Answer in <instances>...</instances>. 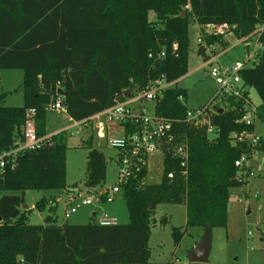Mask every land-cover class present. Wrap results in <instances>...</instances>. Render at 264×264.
<instances>
[{"label": "trees", "instance_id": "trees-1", "mask_svg": "<svg viewBox=\"0 0 264 264\" xmlns=\"http://www.w3.org/2000/svg\"><path fill=\"white\" fill-rule=\"evenodd\" d=\"M206 25L235 27L237 40L262 29L255 63L241 69L239 76L256 92L257 119L264 125V0H0V69L24 74V105H0V153L20 138L29 109L36 111L37 136L44 137L46 108L57 100L78 122L124 99L125 91L141 92L160 77L176 85L188 72L190 28L197 26L203 32ZM222 38L203 37L205 45L224 51L227 43ZM186 97V91L176 86L165 90L155 103V113L184 120L189 109ZM241 115L231 109L215 114L218 133L212 142L204 130L176 124L173 134L188 147L186 177L179 162L166 154L159 184L143 183L146 168L137 180L122 184L119 196L126 202L127 225H57L54 209L45 200L37 209L43 212L49 206L50 215L43 225H29L22 196H2L0 264H149L153 203L183 205L184 231L226 228L229 191L246 185L236 181L239 171L234 163L248 152L245 144L232 146L230 138L255 132L254 124L237 122ZM67 138L65 132L57 133L49 145L19 156L16 169L0 176V192L63 193L77 188L64 186ZM87 143L83 187L94 188L105 181V157L90 146L91 137ZM254 150L264 154V140ZM171 172L172 181L167 179ZM166 223L160 220L161 225ZM183 235L172 228L175 246Z\"/></svg>", "mask_w": 264, "mask_h": 264}, {"label": "rangeland", "instance_id": "rangeland-1", "mask_svg": "<svg viewBox=\"0 0 264 264\" xmlns=\"http://www.w3.org/2000/svg\"><path fill=\"white\" fill-rule=\"evenodd\" d=\"M153 20L152 14H149ZM202 34L197 26L190 28V53L188 58V72L178 80L175 85L186 91L188 108H199L211 102L217 90L214 79L209 76L208 67L204 66L205 58L198 57L196 40ZM222 38L226 43V50L217 52L220 57L217 63L222 67H229L235 62L245 63L248 59L245 46L249 44V57L256 44V37L249 39L248 43L241 44L233 34ZM223 52V53H222ZM221 53V54H220ZM209 56V55H208ZM24 74L20 70L0 69V105L3 107H22L24 95L21 90ZM174 86V87H175ZM254 107L260 105V100L253 89H248ZM96 124V121H93ZM255 133L264 137V125L258 120L255 124ZM70 123L63 114L50 112L47 116V129L51 133H67L65 151L64 186L67 188L83 186L86 182V163L88 155L87 134L69 136L75 130L68 129ZM97 130L92 134L91 147L98 149L105 157V188H112L118 183L119 167L116 163L117 151L108 147L105 141L97 137ZM264 154H255L249 161V166L254 167V177H251L247 187L234 188L229 191L227 203L226 228H214L211 231V248L208 261L205 264H264V172H261V161ZM165 173L163 155L161 153L150 154L147 157L146 183L148 185L159 184ZM144 183V182H143ZM4 195L22 196L24 200L23 210L27 212L29 225H43L44 218L50 215L48 207L39 212L37 204L43 200L50 203L54 209L57 225H88L97 223V218H92L89 210L95 207L99 214H105L115 219L118 225H127L129 216L125 200L119 196L113 203L93 205L80 209L77 214L68 220L63 219L64 203L62 191L50 189L43 191L28 190L25 193L0 192V198ZM98 206H100L98 208ZM94 209V208H93ZM88 212V213H87ZM166 220L165 225L160 220ZM150 225V236L147 243L149 250V264H190L188 252L195 248L202 236V230L196 228L185 229V207L183 205L159 204L155 206L154 215ZM65 221V222H64ZM172 228L184 232L180 243L175 246L172 236ZM194 247V248H193Z\"/></svg>", "mask_w": 264, "mask_h": 264}, {"label": "built area", "instance_id": "built-area-1", "mask_svg": "<svg viewBox=\"0 0 264 264\" xmlns=\"http://www.w3.org/2000/svg\"><path fill=\"white\" fill-rule=\"evenodd\" d=\"M185 9H188V7ZM234 29L235 27L227 25H206L202 29V34L196 40L197 46L204 50V66L208 67L209 76L214 79L218 88L210 103L199 108H189L184 120H169L155 113V103L158 102L165 90L175 85L174 83H168L164 77L152 81L141 92L133 94L129 92V98L123 96L124 99L115 101L111 107L83 121L71 120L66 115L60 100L46 108V111L56 112L67 117L70 123L68 129L75 130L69 136H77L85 132L87 137L93 138L92 134L96 129L97 137L105 141L108 147L117 151L118 183L112 188H105L102 185L94 188L77 186L74 189H67L62 193L64 203L63 219L65 221L82 208L113 203L121 192L122 184L137 180L143 168H146L147 157L150 154L161 153L163 158L168 154L171 158L176 159L180 168L183 169L182 176L186 177L188 147L186 141L178 142L176 134H173L176 124L184 123L192 128L204 130L211 142L217 137L218 130L213 125V116L218 114L219 110H222V112L230 109L235 110L242 114L237 122L245 125L256 124L258 120L257 107L253 105L254 103L248 92L249 88L244 85L239 76L241 69L255 63V48L251 57L248 55V60L245 63L235 62L229 67H222L217 63V59L220 57L219 54H215L217 47L205 45L203 39L204 36L224 37L225 34H233ZM261 30V28H258L252 35L240 40V42L242 41L241 44H246L250 38L256 37L255 45H257V37ZM246 46H249V44ZM179 100L182 101L181 98ZM93 121H96V124H93ZM52 136H37L36 111L29 109L25 115L20 138L15 139L7 151L0 153V176L4 175L6 171H14L19 156L25 152L36 151L49 145ZM262 140H264V137L258 136L255 132H241L231 135L230 142L232 146L245 144L248 148V152L242 154L234 163L239 171L236 181L246 184L244 187H247L250 178L254 177V167L249 166L248 163L255 154H258L254 149L260 145ZM261 166V172H264V160L261 161ZM173 177L172 172L167 174L168 180L172 181ZM145 179H142L144 183H146ZM94 216L97 218L99 226L117 225L115 219H111L105 214L97 213Z\"/></svg>", "mask_w": 264, "mask_h": 264}, {"label": "water", "instance_id": "water-1", "mask_svg": "<svg viewBox=\"0 0 264 264\" xmlns=\"http://www.w3.org/2000/svg\"><path fill=\"white\" fill-rule=\"evenodd\" d=\"M246 56L249 55L248 46L245 47ZM197 56L205 58V53L202 48H198ZM57 94L60 96H64L63 92L59 89L57 90ZM126 98H129V92L126 91L124 93ZM219 113H222V110H219ZM156 204H152V210L155 209ZM211 248V229L210 227H205L202 233V236L199 242L196 244L195 248L188 252V262L190 264H205L208 261L209 253Z\"/></svg>", "mask_w": 264, "mask_h": 264}, {"label": "crops", "instance_id": "crops-1", "mask_svg": "<svg viewBox=\"0 0 264 264\" xmlns=\"http://www.w3.org/2000/svg\"><path fill=\"white\" fill-rule=\"evenodd\" d=\"M178 82V81H177ZM51 111H48V114L50 113ZM48 114H47V116H48ZM47 116H46V121H47ZM256 127V126H255ZM255 131H256V128H255ZM47 132H48V135L47 136H50V135H55L54 133H51L50 131H48V129H47ZM90 207H92V206H90ZM90 207H89V209H90ZM100 206H98V208H99ZM86 208V207H85ZM94 208V209H93ZM100 209V208H99ZM88 213V212H87ZM89 213H91L90 215H91V217L92 218H95V216L94 215H96L97 213H99V210L97 211V209L95 208V207H92V210L90 209L89 210ZM77 214V213H76ZM194 248V247H193Z\"/></svg>", "mask_w": 264, "mask_h": 264}]
</instances>
